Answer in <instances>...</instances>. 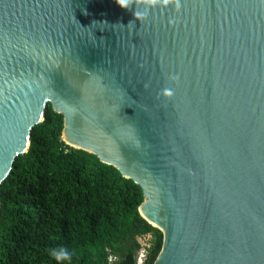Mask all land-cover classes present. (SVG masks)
<instances>
[{
	"label": "water",
	"instance_id": "1",
	"mask_svg": "<svg viewBox=\"0 0 264 264\" xmlns=\"http://www.w3.org/2000/svg\"><path fill=\"white\" fill-rule=\"evenodd\" d=\"M50 103L141 186L154 264H264V0H0V188Z\"/></svg>",
	"mask_w": 264,
	"mask_h": 264
},
{
	"label": "trees",
	"instance_id": "2",
	"mask_svg": "<svg viewBox=\"0 0 264 264\" xmlns=\"http://www.w3.org/2000/svg\"><path fill=\"white\" fill-rule=\"evenodd\" d=\"M50 103L0 188V264H154L163 232L140 213V185L63 139ZM67 253L62 259L57 254Z\"/></svg>",
	"mask_w": 264,
	"mask_h": 264
},
{
	"label": "rangeland",
	"instance_id": "3",
	"mask_svg": "<svg viewBox=\"0 0 264 264\" xmlns=\"http://www.w3.org/2000/svg\"><path fill=\"white\" fill-rule=\"evenodd\" d=\"M140 240L143 243L144 249H142L139 254L138 264H143V261L145 259L146 248L149 247L150 245L151 236L149 235L142 236L140 237Z\"/></svg>",
	"mask_w": 264,
	"mask_h": 264
},
{
	"label": "clouds",
	"instance_id": "4",
	"mask_svg": "<svg viewBox=\"0 0 264 264\" xmlns=\"http://www.w3.org/2000/svg\"><path fill=\"white\" fill-rule=\"evenodd\" d=\"M66 256H67V253L57 254V255H56V258H57V259H62V258H65Z\"/></svg>",
	"mask_w": 264,
	"mask_h": 264
}]
</instances>
